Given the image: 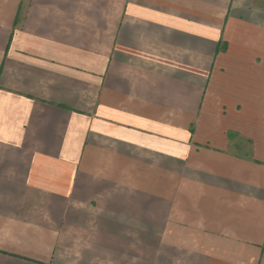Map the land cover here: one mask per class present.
I'll use <instances>...</instances> for the list:
<instances>
[{
  "label": "crops",
  "instance_id": "obj_1",
  "mask_svg": "<svg viewBox=\"0 0 264 264\" xmlns=\"http://www.w3.org/2000/svg\"><path fill=\"white\" fill-rule=\"evenodd\" d=\"M0 264H264V0H0Z\"/></svg>",
  "mask_w": 264,
  "mask_h": 264
}]
</instances>
